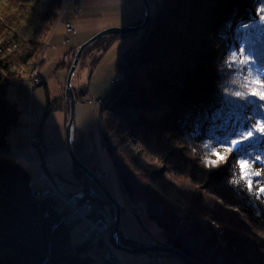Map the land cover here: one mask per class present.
Returning a JSON list of instances; mask_svg holds the SVG:
<instances>
[{
    "label": "trees",
    "instance_id": "1",
    "mask_svg": "<svg viewBox=\"0 0 264 264\" xmlns=\"http://www.w3.org/2000/svg\"><path fill=\"white\" fill-rule=\"evenodd\" d=\"M64 4L65 0L49 3L43 14L45 35L26 41L7 56L3 55L2 37L12 29L14 18L0 17V264H111L105 248L109 235L105 239L99 237L97 242L90 239L76 246L71 243V224L78 217L61 198L37 196L48 187L46 181L33 182L31 186L33 178L45 172L44 164L40 163L38 175L32 177L11 142L23 111L8 98V90L19 83L24 68L34 69L40 62ZM161 5L163 9L159 8ZM166 10L172 13L171 18L164 13ZM152 16L137 47L129 48L119 64L123 77L117 78L102 101L103 110L110 111L106 127L111 125L103 134L105 148L121 159V151L114 154L117 150L107 143L119 136L122 126L142 130L146 125L147 130L140 131L146 132L143 139L156 146L159 140L176 145L195 167L210 173L213 191L223 203L238 206L254 222L264 225V0H248V5L244 0H161ZM141 22L142 19L136 24ZM124 37L109 35L95 41L84 51L80 63L91 56L93 68ZM75 53L57 68L69 71ZM39 83L37 86H44L46 91L41 128L45 118L55 111L64 112L69 119L66 95L53 99L48 84ZM77 95L76 100L85 92L81 90ZM126 109L130 114H125ZM35 135L34 146L44 159L39 140L42 134ZM78 135L75 130L74 151L90 168L84 161ZM90 169L97 172V165ZM50 172L45 173L67 191L92 185L74 163L71 172L75 180L68 186L64 172ZM118 172L120 186L139 218L140 207L135 201L139 193L131 185V174L124 169ZM94 201L98 204L99 200ZM209 212L218 230L214 240L224 241L228 252L240 249L236 243L240 234L232 227L237 225V214L219 201ZM153 220L162 228L164 240L160 244L181 249L196 264H211L175 238L170 225ZM121 241L129 248L148 245L126 238L123 233ZM98 254L101 263L96 259Z\"/></svg>",
    "mask_w": 264,
    "mask_h": 264
},
{
    "label": "rangeland",
    "instance_id": "2",
    "mask_svg": "<svg viewBox=\"0 0 264 264\" xmlns=\"http://www.w3.org/2000/svg\"><path fill=\"white\" fill-rule=\"evenodd\" d=\"M159 1L161 2L150 0L153 14L157 13ZM51 2L53 0H0V17L14 18L12 29L2 37L4 56L22 48L26 41L45 35L46 23L43 14L48 11L47 5ZM246 4L248 5V0ZM142 5V0H65L62 16L54 24L45 45L47 46L45 54L40 59L42 63L39 62L42 79L40 83L48 84L51 98L65 94L64 77L68 70L64 67L57 68V65L63 60L73 58L71 56L80 46L98 32L111 27L136 24L144 16ZM159 8L163 9L164 5ZM164 13L168 18L173 16L167 10ZM67 26L72 28L71 32L67 30ZM142 33L145 34V31ZM141 38V33L121 38L93 68L92 57H85L82 63H79L72 82L75 95H79L81 90L85 92V95L77 100L75 122V130L79 131L78 136L83 144L84 161L92 169L97 165L95 173L109 174L100 178L122 208L120 240L122 233L124 237L138 239L144 244H156L164 240L162 228L153 220L158 219L170 225L172 235L181 239L186 248L196 252L211 264H264V225L254 222L251 216L238 206L223 203L213 191L210 173L195 167L176 145L159 140L156 146L153 142L143 139L146 132H140L147 130L148 126H143L141 130L131 125L129 128L122 126L119 136L116 135L117 138L113 137V140L107 143V146L110 143V147L117 150L114 154L121 151V159L118 154L113 157L105 150L103 134L111 125L106 127L105 121L108 120L110 111L103 110L102 101L116 85V79L124 75L119 64L125 58L126 52L131 47L134 50ZM32 69L33 66L24 68L19 83L8 90V98L17 102L19 109L23 111L20 117L21 124L12 134L11 142L20 161L32 177L38 175V166L44 164V169H50L54 174L64 172L65 184L68 186L75 180L71 172L73 161L66 146L69 119L64 112L55 111L45 118L41 128L46 106V91L44 86H33L30 79ZM31 110L36 115L30 120ZM125 114H130V110L126 109ZM29 123L32 124L31 130ZM32 131L34 134L40 132L42 134L39 140L44 147L42 149L44 159L37 148H34L36 154H33L30 141ZM123 169L130 172L131 185L139 193V198L136 195L135 199L140 207L139 218L120 186L118 170ZM57 179L61 178L57 176ZM205 185L207 190L203 189ZM196 196H199L198 200ZM215 201H219L224 208L237 214V225L232 227L240 234L236 240L240 249L236 247L235 252H228L224 241L214 240L218 230L213 218L211 220L209 211L213 209ZM96 205H101L112 212V206L108 201L99 200ZM71 226V243L76 246L86 242L84 236L89 224L85 220H77ZM112 231L114 232V229ZM99 237L93 234L91 239L97 242L100 240ZM105 248L112 251L115 249L122 264H185L183 260L171 254L157 257L153 253L131 254L121 251L116 249L111 241L109 244L106 243ZM0 258H3L1 253ZM100 258L98 254L96 259L101 263Z\"/></svg>",
    "mask_w": 264,
    "mask_h": 264
},
{
    "label": "water",
    "instance_id": "3",
    "mask_svg": "<svg viewBox=\"0 0 264 264\" xmlns=\"http://www.w3.org/2000/svg\"><path fill=\"white\" fill-rule=\"evenodd\" d=\"M246 3V0H244ZM142 6L144 8V16L142 18V22L138 25L128 26V27H111L105 30L98 32L95 36H93L90 40L84 43L77 50L74 61L70 68L67 80H66V88L65 95L66 99L70 104V117L66 129V146L67 150L72 158L73 163L85 174L88 178L98 187V189L106 196L109 202L114 207V232L111 237V242L113 246L121 251H125L131 254H151V253H162V254H171L175 255L185 264H196L186 253H184L181 249L164 246L162 244H148L145 246H140L136 248L126 247L121 243L119 233L121 228V216H122V208L118 202L114 199L110 191L105 187L99 177L93 172L90 168H88L85 164H83L74 151V142H75V122H76V106L77 100L74 93V89L72 87V82L75 77L77 68L81 61L84 51L95 41H98L109 35H131V34H140L142 31H145L151 20H152V7L150 4V0H142Z\"/></svg>",
    "mask_w": 264,
    "mask_h": 264
},
{
    "label": "built area",
    "instance_id": "4",
    "mask_svg": "<svg viewBox=\"0 0 264 264\" xmlns=\"http://www.w3.org/2000/svg\"><path fill=\"white\" fill-rule=\"evenodd\" d=\"M69 26V25H68ZM67 26V30L69 32L72 31L71 27ZM39 68H40V63H37L36 67L32 70V84L33 86H36L39 82H40V72H39ZM91 103V102H90ZM35 116L36 113L34 111L30 112V116ZM33 116V118H34ZM30 135H33L32 137H30L32 142H35L36 139V135L33 132H30ZM33 138V139H32ZM41 177H37L35 180L32 181L31 186L33 185V182H40V180H42L43 177L49 178L47 173H43L42 175H40ZM89 194H87L85 191L83 190H78L76 194L71 195L69 193H67V191L64 189V187L61 184H56V186H53V188L51 189H47L44 188L41 192L38 193V197L40 198H47L50 195L51 196H57L59 198H61L62 200H64L68 206L70 207V210L73 211V213L78 217V220H85L91 224H93L95 226L96 222L98 221H102L105 224L104 228L106 229L105 233H103L102 235H100L101 237H103L104 239L106 237H108L109 233H107V231H111L112 227H113V219L112 216L110 217L108 213H104V211H101L99 209H97V205H94V200L97 198L96 197V192L92 187H89V191H87ZM81 201H85V204H81ZM99 208V207H98ZM96 215V217H94L93 215ZM89 230H93V229H89ZM104 232V231H103ZM108 244L110 243V241H107ZM106 242V243H107ZM106 256L110 259V263L111 264H116L118 259L114 253V251L109 250V248L106 249Z\"/></svg>",
    "mask_w": 264,
    "mask_h": 264
},
{
    "label": "bare ground",
    "instance_id": "5",
    "mask_svg": "<svg viewBox=\"0 0 264 264\" xmlns=\"http://www.w3.org/2000/svg\"><path fill=\"white\" fill-rule=\"evenodd\" d=\"M134 25H137V24H134ZM122 27H128V26H122ZM121 28V27H120ZM47 47V46H46ZM46 47L42 50V52H41V58H43V56H44V54H45V49H46ZM40 61V63H42L41 62V60H39ZM57 71H59V69L57 70ZM63 71V70H62ZM32 73H33V71H31V73H30V79H32L33 77H32ZM63 74H64V71H63ZM66 75H67V72L65 73V77H64V79H65V81L67 80V77H66ZM41 78H40V82H41ZM116 81H117V79H116ZM31 109H32V106H31ZM32 111V110H31ZM31 116H30V120H31ZM29 128H30V130L32 129V124L31 123H29ZM36 142V141H35ZM35 142H31V143H33L32 145V147H33V154L35 153L36 154V152H35V150H34V148H35V146H34V143ZM110 155H111V153H110V151L109 150H107V149H105ZM44 171L45 172H47V171H51L50 169H44ZM52 172V171H51ZM50 172V173H51ZM107 174L108 173H106V174H97L96 173V175L99 177V179L102 181V179L100 178L102 175H106L107 176ZM109 175V174H108ZM41 176H39V178H40ZM33 180H35L34 178H33ZM32 180V181H33ZM41 182L42 181H46L47 182V185H48V187H47V189H51V188H53V186H56V181H53V179H51L50 177L49 178H46V177H43L42 178V180H40ZM102 183H103V181H102ZM58 184V183H57ZM104 184V183H103ZM90 187H92L94 190H95V192H96V199L95 200H101V201H103V202H109V200L106 198V196L98 189V187L92 182V185L90 186ZM81 188H82V186H81ZM64 189L66 190V188L64 187ZM82 190L83 191H85L87 194H89L87 191H89V188H82ZM67 191V190H66ZM71 191V190H70ZM70 191H67V193L68 192H70ZM77 193V191L75 190V191H71L69 194H71V195H74V194H76ZM113 196V195H112ZM107 200V201H106ZM81 204H85V201H81L80 202ZM96 201H94V205H96ZM111 204V203H110ZM111 206H112V212L110 211V210H108L107 208H105V207H103V206H101V205H98V207H97V209H99V210H101V211H104V213L106 214V213H108L109 214V216L111 217V216H114V207H113V205L111 204ZM49 215H46V217H48ZM94 217H96L97 216V214L95 215H93ZM122 217V216H121ZM87 222V221H86ZM88 224H89V229L91 228V229H93V230H89V229H87L86 231H85V236H84V239H85V241H88V240H90L91 239V234H95V235H102L103 233H105V231H106V229L104 228V225L103 224H105L104 222H102V221H98V222H96V224H95V226L93 225V224H91V223H89V222H87ZM113 229H114V226H113ZM104 231V232H103ZM113 231L111 230L110 232L109 231H107V233H109V241H111V237H112V235H113V233H112ZM101 237V236H100ZM159 243V242H158ZM158 243H156V244H158ZM160 243H161V241H160ZM80 245V244H79ZM114 251V253H115V249L113 250ZM115 255H116V253H115ZM165 255H167V254H165ZM116 257H117V255H116ZM117 259H118V257H117ZM116 264H122L121 263V261L118 259V261H117V263Z\"/></svg>",
    "mask_w": 264,
    "mask_h": 264
}]
</instances>
